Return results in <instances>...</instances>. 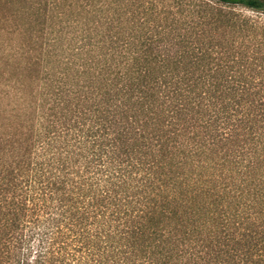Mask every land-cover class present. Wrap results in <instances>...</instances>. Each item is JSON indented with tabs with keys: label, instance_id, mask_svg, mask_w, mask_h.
I'll return each instance as SVG.
<instances>
[{
	"label": "trees",
	"instance_id": "obj_1",
	"mask_svg": "<svg viewBox=\"0 0 264 264\" xmlns=\"http://www.w3.org/2000/svg\"><path fill=\"white\" fill-rule=\"evenodd\" d=\"M262 12L0 0V264H264Z\"/></svg>",
	"mask_w": 264,
	"mask_h": 264
},
{
	"label": "rangeland",
	"instance_id": "obj_2",
	"mask_svg": "<svg viewBox=\"0 0 264 264\" xmlns=\"http://www.w3.org/2000/svg\"><path fill=\"white\" fill-rule=\"evenodd\" d=\"M247 13H251V12L248 11ZM258 16L262 17V19L264 20V12L258 13Z\"/></svg>",
	"mask_w": 264,
	"mask_h": 264
}]
</instances>
